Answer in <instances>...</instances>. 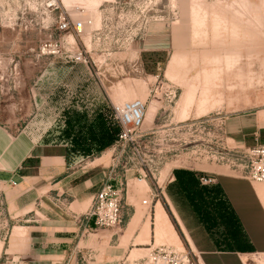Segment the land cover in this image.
<instances>
[{"label":"rangeland","instance_id":"374dc122","mask_svg":"<svg viewBox=\"0 0 264 264\" xmlns=\"http://www.w3.org/2000/svg\"><path fill=\"white\" fill-rule=\"evenodd\" d=\"M0 92V123L13 132L66 144L75 165L102 156L107 169L118 158L130 168L125 196L146 192L145 173L184 224H204L221 249L250 248L220 186L201 179L242 178L238 165L264 143V0H0ZM133 100L143 101L144 119L137 142L121 150L113 105ZM255 125L256 135L245 131ZM14 185L0 176V264H48L55 242L46 211L68 201L46 198L36 219L44 229L26 228L15 246ZM74 220L83 226L64 254L75 264H90L87 246L114 244L127 224L142 230L126 214L120 227L89 231L82 216ZM160 245L196 264L188 246L165 240L138 246L135 257Z\"/></svg>","mask_w":264,"mask_h":264},{"label":"crops","instance_id":"0c3cea01","mask_svg":"<svg viewBox=\"0 0 264 264\" xmlns=\"http://www.w3.org/2000/svg\"><path fill=\"white\" fill-rule=\"evenodd\" d=\"M245 128V131L251 129L250 134L258 133L256 125ZM102 158L98 156L84 164H71L66 144L40 141L27 130L16 133L0 123V176L15 181L10 189L12 197H7L11 198L9 202L13 208V218L19 221L12 230L15 246L19 243L16 236L25 232L26 228L44 229L36 219L38 213L42 212L39 206L45 203L46 198L65 197L67 210L56 209L55 203L56 208L51 205L50 211H46L48 225L45 228L53 236L51 241L55 242L50 247L54 254L48 257L46 263L75 264L74 258L66 254H69L71 242L83 225L77 224L74 217L83 216L91 207L94 195L104 180L107 169L97 163L103 162ZM143 177L139 181L146 187V192L136 193L129 188L125 196L126 215L129 221H142V230L141 225L130 230V224H127L126 233L118 237L114 244L107 242L104 247L95 242L89 244L87 248L95 258L90 264H139L141 257L135 256L142 247L138 246L146 245L148 247L144 249L149 250L156 241L161 240L175 245L179 250L185 251L188 246L196 264H264V184H255L234 175L211 176L220 186L240 234L250 247L248 250L221 249L204 224L190 221L184 224L174 208L176 202L171 197H156L157 187ZM131 181L134 182L133 179ZM144 200H147L145 205ZM166 204L184 237L177 231ZM25 217L30 218L27 221L30 224L20 223ZM104 250L108 254H104ZM61 251L63 254L55 255Z\"/></svg>","mask_w":264,"mask_h":264},{"label":"built area","instance_id":"2783aa9c","mask_svg":"<svg viewBox=\"0 0 264 264\" xmlns=\"http://www.w3.org/2000/svg\"><path fill=\"white\" fill-rule=\"evenodd\" d=\"M74 28L81 30L82 22L75 23ZM71 23L63 18L61 20V29H69ZM114 119L119 127V138L121 141V150H125L130 145L137 142L138 129L141 127L144 103L142 100L126 102L124 105H113ZM248 162L239 164L240 176L244 179L264 183V143L255 145L248 150ZM143 161V159H141ZM138 164V163H137ZM141 167L134 164L132 167L136 171L143 169V162H139ZM130 168L122 164L117 158L107 168L106 175L99 189L94 195L92 205L82 216L86 224L84 230L89 231L94 228L120 227L126 214V198L124 193L125 173ZM144 177L146 174L144 173ZM201 181L205 183L214 182L212 177L203 176ZM144 204L147 200L143 201ZM182 256L177 251L165 245L155 247L149 252V255L139 264H182Z\"/></svg>","mask_w":264,"mask_h":264},{"label":"trees","instance_id":"16d2710c","mask_svg":"<svg viewBox=\"0 0 264 264\" xmlns=\"http://www.w3.org/2000/svg\"><path fill=\"white\" fill-rule=\"evenodd\" d=\"M166 209H167L168 214L170 215V217H171L173 223L175 224V227H176L177 231L179 232V234H180L182 237H184V235H183L182 231L180 230V227H179V225H178L176 219L174 218V216H173L172 212L170 211V209H169V207H168L167 204H166Z\"/></svg>","mask_w":264,"mask_h":264},{"label":"bare ground","instance_id":"6f19581e","mask_svg":"<svg viewBox=\"0 0 264 264\" xmlns=\"http://www.w3.org/2000/svg\"><path fill=\"white\" fill-rule=\"evenodd\" d=\"M66 3L68 2V0H64ZM98 2V1H97ZM101 2V1H100ZM100 4V3H99ZM94 8V7H93ZM96 9V8H95ZM134 101V100H133ZM127 102H129V101H127ZM143 102V101H142ZM126 103V102H125ZM125 103H123V104H120V105H116V106H121V105H124ZM144 109H145V106H144ZM143 119H144V111H143V118H142V122H143ZM142 124V123H141ZM144 178V177H143ZM147 204V203H146ZM185 264H193V263H191V261L189 260V259H187L186 258V262H185Z\"/></svg>","mask_w":264,"mask_h":264}]
</instances>
